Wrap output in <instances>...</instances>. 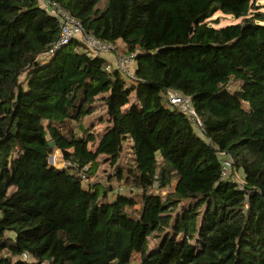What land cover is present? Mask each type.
<instances>
[{
    "label": "trees",
    "instance_id": "16d2710c",
    "mask_svg": "<svg viewBox=\"0 0 264 264\" xmlns=\"http://www.w3.org/2000/svg\"><path fill=\"white\" fill-rule=\"evenodd\" d=\"M49 1L134 54L133 77L76 39L44 61L57 20L0 0V264H264V4ZM216 12L237 22L216 27Z\"/></svg>",
    "mask_w": 264,
    "mask_h": 264
},
{
    "label": "built area",
    "instance_id": "2783aa9c",
    "mask_svg": "<svg viewBox=\"0 0 264 264\" xmlns=\"http://www.w3.org/2000/svg\"><path fill=\"white\" fill-rule=\"evenodd\" d=\"M38 3L50 16L55 18L59 24V35L45 52L46 56L55 53L68 42L76 39L86 44L89 54L103 57L107 63V69L113 67L133 77V67L135 65L134 54H114V47L111 43L101 41L92 34L87 33L83 25L57 3L49 0H38ZM167 98L171 104L177 106L183 113L189 116L196 133L199 136H203L204 130L202 122L192 109L189 98L172 91L168 92ZM220 167V180L229 178L232 172V159L228 156L221 157ZM234 180H236L235 176Z\"/></svg>",
    "mask_w": 264,
    "mask_h": 264
},
{
    "label": "rangeland",
    "instance_id": "374dc122",
    "mask_svg": "<svg viewBox=\"0 0 264 264\" xmlns=\"http://www.w3.org/2000/svg\"><path fill=\"white\" fill-rule=\"evenodd\" d=\"M258 3L263 5L264 4V0H258ZM262 11H264V7L262 8ZM214 19H217V21H218V23L215 24L216 27H220V26H223V25H226V24H231V23L237 22V20L233 19L232 17L227 16V15H223L220 12H216L212 16L211 20H214ZM47 59H49V57L46 56L44 58V61L47 60ZM123 78H124L125 82L128 85L133 84L132 80H130L127 75L124 74ZM236 88H237V83L231 82L229 84V90H234ZM131 101H134V97L131 99ZM93 124L95 125L94 132L97 133V134H100L103 131V129H104V124L103 123L102 124L97 123V119H95V121H93ZM220 157H223V155L220 154ZM130 158H131V153H130L128 144H125L123 152H122V154L120 156V159H119V163L121 165H124V164H126L127 162L130 161ZM99 159H100L101 163L99 164V166L97 168L96 175H95L96 178L105 176L109 172V170H111L108 167V164L103 162L102 157H100ZM46 163H47L48 166H57L58 168L64 167L65 163L63 161V158H62L60 150L53 149L51 151V153H49L48 156L46 157ZM238 175H239V178H240L241 174L238 173ZM236 179H238V178L236 177ZM133 261L137 262L138 261V257L137 256L134 257Z\"/></svg>",
    "mask_w": 264,
    "mask_h": 264
},
{
    "label": "water",
    "instance_id": "95a60500",
    "mask_svg": "<svg viewBox=\"0 0 264 264\" xmlns=\"http://www.w3.org/2000/svg\"><path fill=\"white\" fill-rule=\"evenodd\" d=\"M50 145L52 146V143H50ZM54 168H58L57 166H53Z\"/></svg>",
    "mask_w": 264,
    "mask_h": 264
}]
</instances>
